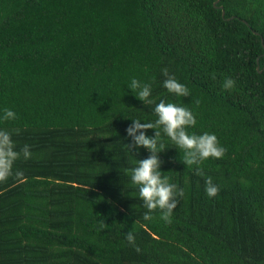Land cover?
<instances>
[{
    "label": "trees",
    "instance_id": "1",
    "mask_svg": "<svg viewBox=\"0 0 264 264\" xmlns=\"http://www.w3.org/2000/svg\"><path fill=\"white\" fill-rule=\"evenodd\" d=\"M165 68L189 96L163 87ZM133 78L226 149L189 167L147 130L185 193L171 223L143 219L126 171L150 155L126 129L157 119ZM0 130L31 152L0 182V264H264V0H0Z\"/></svg>",
    "mask_w": 264,
    "mask_h": 264
},
{
    "label": "clouds",
    "instance_id": "2",
    "mask_svg": "<svg viewBox=\"0 0 264 264\" xmlns=\"http://www.w3.org/2000/svg\"><path fill=\"white\" fill-rule=\"evenodd\" d=\"M162 74L166 77L163 87L176 96H189V89L179 83L174 76L169 75L168 70L162 69ZM215 78V77H213ZM130 90L137 92L136 98L145 104H155L154 114L157 119L154 122L141 123L140 120H132V124L126 129L127 136L131 138V143L126 145L130 150L143 147L150 155L146 159L136 162V166L130 170L131 182L138 187L139 198L143 201V207L147 209L143 219H152L150 213L159 209L160 219L166 223H171L173 210L177 206V197H184L182 188L178 189L176 184L169 183L168 179L160 172L161 160L159 153L165 149V145L160 142L161 131H154V136L146 135L147 130L161 129L176 146L184 153L183 163L189 167L200 165L209 158L220 159L226 149L219 145L214 134L208 132L202 135L189 134L187 128L196 124L193 112L183 106L161 100L156 103L150 99L151 84L141 83L133 78L128 85ZM235 81L225 78L222 88L225 91L234 89ZM199 104V101H196ZM5 121L15 119L16 114L5 108L3 110ZM16 146L11 139V133L0 130V182L6 181L13 175V165L16 160L23 156L28 159L31 156L30 146L25 144L20 151L15 150ZM22 171L15 172L16 177H21ZM196 175L202 176L203 170L196 168ZM205 192L209 197H215L219 193V188L213 184L211 177L205 181ZM125 239L129 245H135V237L131 231L125 234ZM139 252V248H136Z\"/></svg>",
    "mask_w": 264,
    "mask_h": 264
},
{
    "label": "water",
    "instance_id": "3",
    "mask_svg": "<svg viewBox=\"0 0 264 264\" xmlns=\"http://www.w3.org/2000/svg\"><path fill=\"white\" fill-rule=\"evenodd\" d=\"M221 16H223V12H221Z\"/></svg>",
    "mask_w": 264,
    "mask_h": 264
}]
</instances>
